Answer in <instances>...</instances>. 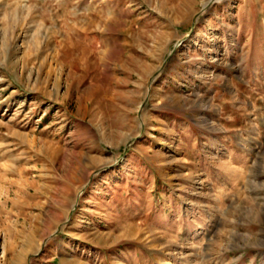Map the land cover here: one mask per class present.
Returning <instances> with one entry per match:
<instances>
[{
  "label": "rangeland",
  "instance_id": "1",
  "mask_svg": "<svg viewBox=\"0 0 264 264\" xmlns=\"http://www.w3.org/2000/svg\"><path fill=\"white\" fill-rule=\"evenodd\" d=\"M0 264H264V0H0Z\"/></svg>",
  "mask_w": 264,
  "mask_h": 264
}]
</instances>
